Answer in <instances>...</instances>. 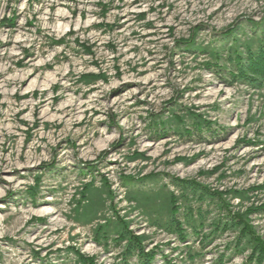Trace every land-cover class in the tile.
I'll use <instances>...</instances> for the list:
<instances>
[{"label": "rangeland", "instance_id": "1", "mask_svg": "<svg viewBox=\"0 0 264 264\" xmlns=\"http://www.w3.org/2000/svg\"><path fill=\"white\" fill-rule=\"evenodd\" d=\"M263 17L264 0H0V264H123L114 234L96 238L119 218L155 264H211L236 234L201 249L157 226L171 178L226 192L264 241V84L212 52ZM189 114L212 123L207 142L173 132Z\"/></svg>", "mask_w": 264, "mask_h": 264}, {"label": "trees", "instance_id": "2", "mask_svg": "<svg viewBox=\"0 0 264 264\" xmlns=\"http://www.w3.org/2000/svg\"><path fill=\"white\" fill-rule=\"evenodd\" d=\"M252 20V19H251ZM250 25V35H245L242 39L237 35L238 26L229 28L217 40L223 41V46H219L222 53L212 51L217 63L224 62V67L217 66L219 70L226 71L232 80H236L250 86H260L264 84V17L261 22L247 21ZM194 41V38H193ZM192 41V44L194 43ZM224 52V53H223ZM227 66V67H226ZM192 118V127L185 125L173 131L152 117L151 130L155 135H166L176 132L188 138H193L199 143L207 142V136H213L215 129L212 123L201 118L200 115L189 114ZM177 120V119H176ZM181 122V121H177ZM181 124V123H180ZM92 163L85 168L84 174L93 169ZM132 180V179H131ZM144 180V179H142ZM170 181L178 190L174 192L165 189V206L160 210L165 211V221L161 217L154 219L157 226L165 228L170 234H174L182 242H188L191 238L198 240L201 249L206 248L212 242L219 239L228 232L236 235L227 243L226 253H221L211 264H225V257L230 251V258L237 254L247 253L245 264H264V241L256 234L248 219L247 211L233 209L227 193L210 188L203 183L192 179L171 178ZM90 185L85 186V193L90 192ZM230 192H233L232 190ZM236 196L243 198L244 192H233ZM129 200L131 197L128 198ZM132 200V199H131ZM209 222V223H208ZM108 221L98 227L96 232L97 242L108 241L114 234V242L122 247L121 257L123 264H130L135 259L138 264H155L157 251L147 250L145 236H138L129 228V223L119 218V221ZM116 227L119 229H113ZM208 229L207 233L204 230ZM188 247V259L195 262L200 255L198 251ZM82 264H95L93 259H87L83 255L79 256ZM166 264H176L168 261Z\"/></svg>", "mask_w": 264, "mask_h": 264}]
</instances>
